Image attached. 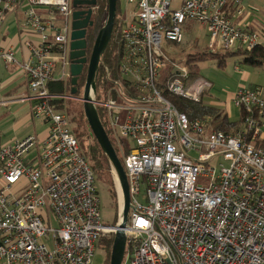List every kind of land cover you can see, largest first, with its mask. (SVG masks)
<instances>
[{
    "label": "built area",
    "instance_id": "obj_1",
    "mask_svg": "<svg viewBox=\"0 0 264 264\" xmlns=\"http://www.w3.org/2000/svg\"><path fill=\"white\" fill-rule=\"evenodd\" d=\"M121 1L134 13L122 14L119 78L92 104L130 148L122 165L131 206L122 264H264V149L254 146L264 140V93L237 89L231 104L243 118L231 134L207 132L167 98L198 104L213 87L173 56L186 24L205 29L210 53L264 45V25L241 21L242 0ZM16 3L0 2V25ZM22 5L27 57L19 63L14 50H1L0 63L25 75L22 101L47 128L42 140L0 147V264H90L98 239L115 228L101 224L93 174L48 91L66 76L69 3Z\"/></svg>",
    "mask_w": 264,
    "mask_h": 264
},
{
    "label": "rangeland",
    "instance_id": "obj_2",
    "mask_svg": "<svg viewBox=\"0 0 264 264\" xmlns=\"http://www.w3.org/2000/svg\"><path fill=\"white\" fill-rule=\"evenodd\" d=\"M249 1L255 5L256 7L255 10H262V9L264 10V2L262 0H249ZM178 3L179 2L177 0L173 1L174 6H177ZM242 3L244 4V0H242ZM117 4L119 6V0ZM125 8H126V16L134 13L133 12L134 8L132 5H128ZM105 12L106 13L103 16L102 23H101V28L104 26L106 22L107 7H106ZM36 13L38 15L43 14L41 11H37ZM253 15H257V14L254 12ZM118 16L119 18H123L122 24H124L125 19L122 16V13L120 12L119 7L118 9L116 8V18L115 19H117ZM261 17L264 19V13L262 12H261ZM251 20L249 21L251 22L250 24L262 25V24H259L256 21V19H254L253 16ZM191 24L192 26H190V29L188 30V32L183 33V41L177 47L176 55H173L175 59L183 63L185 62V57L188 56L189 54L200 53V52L207 50L206 47L208 44V35L205 29L197 24H193V23ZM117 37H119V33H117ZM66 45H67V42H66ZM261 46L264 47V45H261ZM67 64H68V60H67ZM235 67L250 73L249 83H251L252 87L256 86L258 89H260L264 93V66L260 68H254V67H246V66L239 65V59L237 56L228 57L224 69L218 68L216 61L212 59L204 60V61H200L196 63V67H195L196 73H199L202 79H206L210 81L213 85V88L208 93V97H204L203 103L220 108L223 114H227V108L229 107V105L230 106L232 105L230 103L234 95L233 93L235 92L237 84H238L237 81H239V76L236 73V71H234ZM65 74H66L65 77L55 82H59V81L66 82L67 81L70 87L74 88L69 82L70 76H69L68 66L66 67ZM118 78H119V75H118ZM84 82L85 81H82V83L79 85L78 92L76 93L77 95L72 94V93L71 95H67L64 97L52 95L53 99H51V102H50L54 110L65 115L68 121V128L71 131L78 130L76 134H81L85 132L84 126H82L81 128H78V123L76 122L75 124L72 122L74 118L76 119L77 117H79L80 113L83 115V107H82L81 98L83 94ZM108 87H107V90L101 88L99 89L98 92L95 87L94 93L91 92L90 94L91 99H94L96 103H100L101 102L100 99L102 95H106L107 91L109 92L108 89L110 87L109 88ZM27 95H28V92H27L26 87H21L18 90L16 97L27 96ZM59 99L63 100L62 105L61 107H58L55 109L54 101L59 100ZM90 103L96 110V113H97V109H100L102 111L101 107L97 105L94 106L92 104V100ZM28 105L29 104L27 102L25 103L18 102L16 103V106L8 107V109L4 107H0V144L4 145L14 139L24 138L27 135H35V136L38 135L39 136L41 132L44 131V129L46 130L47 126L46 124H44L43 121L34 123L30 119L29 110L28 108H26ZM55 105L57 107L58 104L55 103ZM9 108L11 109L10 111H9ZM232 108L235 109L233 106ZM235 111L237 112V114L235 113L233 120L235 119L236 121H238L239 113L236 109ZM236 115H238L237 118H236ZM111 135L113 137L112 133ZM114 139L116 142H115V147L114 146L113 147L115 148L116 156L119 160H122L125 154L122 153V144L120 145L117 142L118 140H122V139H119L116 137H114ZM78 140H79V143L82 140V144L84 145V147H86L87 144L89 143V140H87L86 138H82ZM263 141L260 143H255L254 144L255 148L264 149ZM123 144L125 145V149L129 151L130 148L128 144L126 142ZM109 167H110V175L112 178L113 187L110 189V187H106L103 183H97L96 185L101 224L107 227L112 226L114 223L116 225L117 222L119 221L120 212H121L120 205L122 203L121 193H120L115 171L111 165H109ZM200 185H206V183L202 182L200 183ZM144 196L145 195H144L143 189H140L138 196H136V200L142 206L145 205V202L143 200ZM51 223L53 227L56 226V222L54 221L53 218L51 219ZM108 235L113 236V234H106L102 238L104 239ZM104 253L105 251L101 248V246L95 247L94 252H93V257L91 259L90 264H103L104 261L107 260L106 253L105 254ZM108 264H109V259H108Z\"/></svg>",
    "mask_w": 264,
    "mask_h": 264
},
{
    "label": "trees",
    "instance_id": "obj_3",
    "mask_svg": "<svg viewBox=\"0 0 264 264\" xmlns=\"http://www.w3.org/2000/svg\"><path fill=\"white\" fill-rule=\"evenodd\" d=\"M3 0H0V2ZM23 0H16L17 3H21ZM96 2V12L94 18V31L101 29V23L103 16L105 15L107 2L106 0H95ZM118 3V2H117ZM117 4V9H118ZM118 12V11H117ZM123 18L115 19L114 26L112 29L111 38L109 44L104 52V54L100 58L99 68L97 71L96 79H95V87L97 92L99 89H107V87L111 86L112 81L118 79V66L121 60L122 48L120 44L119 37H117V33H119ZM192 24H186L184 27V33H187ZM230 56H237L239 59V65L246 67H254L260 68L264 66V47L258 46L253 48L251 51H242V50H230L224 51L221 53H210L205 50L200 53L189 54L185 57V66L187 67L191 77L193 79L201 78L199 73H196V63L204 60H215L217 67L220 69H224L227 59ZM108 87V88H109ZM250 88V87H249ZM48 91L51 95L64 97L67 95H71L72 88L69 83L66 81L59 82H51L48 85ZM77 95V94H76ZM167 98L171 101V103L183 114H185L189 120H201L204 122L207 132L211 131H221L225 134H231L237 131L241 127L243 114L239 113L238 121H231L225 114L222 113L221 109L218 107H214L212 105L204 104L203 101L198 104H193L179 98H175L172 96H167ZM63 100L59 99L54 101L55 109L61 107ZM57 103V107L55 105ZM97 116L100 120L103 129L105 130L112 147H115V139L112 137L111 133L108 131L102 111L97 109ZM73 123H78V128L82 126L85 127V132L81 134H76V131H71L70 133L74 136L77 143L79 144L81 155L87 161L91 172L94 177L95 185L97 183H103L106 187H113L112 178L110 175V163L107 157L103 154L100 147L98 146L96 140L91 136L90 130L85 121L84 115L81 113L79 117L72 120ZM88 128V129H87ZM86 138L89 140V143L86 147L82 144V140L79 143L78 139ZM120 145L122 144V153L126 154L127 149H125L124 140L117 141ZM264 143V141H263ZM113 147L114 151L115 148ZM119 160V159H118ZM121 165H123V158L119 160ZM109 190V189H108ZM113 195V193H112ZM115 223L112 225L114 226ZM103 237V236H102ZM100 237L95 245V247L101 246V248L105 251L107 260L104 261L103 264H108V259H110V251L113 242V236L108 235L104 239ZM128 248V246L126 247ZM104 253V254H105Z\"/></svg>",
    "mask_w": 264,
    "mask_h": 264
},
{
    "label": "water",
    "instance_id": "obj_4",
    "mask_svg": "<svg viewBox=\"0 0 264 264\" xmlns=\"http://www.w3.org/2000/svg\"><path fill=\"white\" fill-rule=\"evenodd\" d=\"M106 2V22L98 32L89 56L81 101L83 107V115L89 127L90 133L96 140L103 154L107 157L110 165L113 167L119 185L122 198L121 219L120 222L118 221L114 226L115 232L113 233V242L109 264H122L126 247V236L124 230L126 229L128 214L131 209L128 182L124 169L116 156V153L105 130L103 129V126L100 123L96 110L90 103L92 100L90 94L91 92L94 93L95 91V79L100 63V58L104 54L109 44L114 21L116 18V7L118 0H106ZM80 3L92 7L96 2L95 0H83ZM75 6L76 4L74 3L72 5V8L74 9ZM90 15L91 10H88L87 12L73 11L68 18L69 33L67 36V59L69 61H73L79 58L81 55H79L78 51L85 48L84 34L89 22ZM82 16H86L84 18V21H82L81 19ZM88 25L90 26L91 23L89 22ZM83 56L84 53L82 54V57ZM83 64H85V59L77 60L75 61V64H72L69 67V76L72 78L71 85L73 87L76 86V82L81 74ZM74 88L72 91H75ZM72 94H74V92H72Z\"/></svg>",
    "mask_w": 264,
    "mask_h": 264
},
{
    "label": "crops",
    "instance_id": "obj_5",
    "mask_svg": "<svg viewBox=\"0 0 264 264\" xmlns=\"http://www.w3.org/2000/svg\"><path fill=\"white\" fill-rule=\"evenodd\" d=\"M247 8V13L244 15L243 19L241 21H246L248 23L252 22V16L259 24H264V19L261 17V12L264 13V10H255L256 7L254 4H252L249 0H244L243 4ZM127 6L124 5L123 1L119 0V8L120 12L122 14L126 13ZM25 7L21 3H16L12 9V11H5L3 15V20L0 25V51L6 50V49H12L15 52V58L16 60L21 63L24 62L27 57V52L24 47V40L22 37V24H23V16H24ZM41 11L43 14H39L43 17L44 20H47L49 15L48 12L44 10H38ZM256 13L257 15H253V13ZM123 16V15H122ZM251 20V22H249ZM56 23H60L58 21V18H56ZM237 68V67H236ZM236 73L239 76V81L236 87L235 92L240 87H252L251 83H249L250 73L247 71L241 70L237 68L235 70ZM21 87H26L27 89V82L25 75L18 69V67L15 66H6L2 63H0V107H4L8 109V107H14L16 106V103H25L27 101H22V99H26L27 96H21L16 97V94L18 90ZM256 86H253L252 88H255ZM213 88V87H212ZM28 92V90H27ZM234 92V93H235ZM233 93V94H234ZM29 104V102H27ZM231 104V103H230ZM29 110V117L30 119L36 123L40 122V120L32 119L30 115V104L26 107ZM11 109L9 108V111ZM235 109L232 108V105L227 108V114H225L231 121H233V118L235 116ZM239 113V112H238ZM239 115V114H238ZM236 115V118L237 116ZM235 120V119H234ZM43 124V123H42ZM46 130L44 129L43 132L38 136H35L37 139L42 140L45 135ZM31 136V135H27ZM25 136V137H27ZM24 137V138H25ZM21 139H14L7 144H11L14 141L22 140ZM4 144V145H7ZM3 144H0L1 146H4Z\"/></svg>",
    "mask_w": 264,
    "mask_h": 264
},
{
    "label": "flooded vegetation",
    "instance_id": "obj_6",
    "mask_svg": "<svg viewBox=\"0 0 264 264\" xmlns=\"http://www.w3.org/2000/svg\"><path fill=\"white\" fill-rule=\"evenodd\" d=\"M83 1V0H77V1H73V0H68V3H69V8H70V11L73 12V11H79V12H87L88 10H91V15H90V18H89V22L91 23V25L89 26V22L87 24V27L85 29V34H84V41H85V48L82 49V50H79V55H81L79 58L73 60V61H69L68 59V68L72 65V64H75V61L77 60H81V59H85V64H83L82 66V71H81V74L80 76L78 77L77 79V82H76V86H74V90L75 91H72L74 92V94H76L78 92V88H79V85L82 83V81H85L86 79V73H87V67H88V60H89V56H90V53H91V50H92V47H93V44H94V41L98 35V32L100 29H98L97 31L93 30L94 27H93V24H94V18H95V12H96V3L94 6H87V5H84V4H81L80 2ZM76 4V6L74 7V9L72 8V5L73 4ZM86 16H82L81 19L82 21H84V18ZM84 53V56L82 57V54ZM78 65V64H77ZM99 68V67H98ZM71 77H69V82L71 84ZM85 84V82H84ZM73 90V88H72Z\"/></svg>",
    "mask_w": 264,
    "mask_h": 264
},
{
    "label": "bare ground",
    "instance_id": "obj_7",
    "mask_svg": "<svg viewBox=\"0 0 264 264\" xmlns=\"http://www.w3.org/2000/svg\"><path fill=\"white\" fill-rule=\"evenodd\" d=\"M121 207H122V203H121V205H120V211H121Z\"/></svg>",
    "mask_w": 264,
    "mask_h": 264
}]
</instances>
